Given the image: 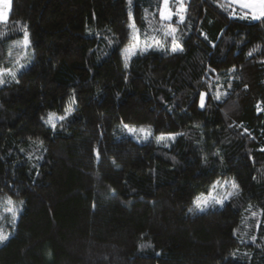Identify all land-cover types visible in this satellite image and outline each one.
Segmentation results:
<instances>
[{"label": "trees", "instance_id": "trees-1", "mask_svg": "<svg viewBox=\"0 0 264 264\" xmlns=\"http://www.w3.org/2000/svg\"><path fill=\"white\" fill-rule=\"evenodd\" d=\"M159 3L10 0L0 67L28 58L0 83V264H264V18L187 0L163 22L172 51ZM125 124L178 136L139 143ZM215 180L236 194L195 210Z\"/></svg>", "mask_w": 264, "mask_h": 264}, {"label": "snow or ice", "instance_id": "snow-or-ice-1", "mask_svg": "<svg viewBox=\"0 0 264 264\" xmlns=\"http://www.w3.org/2000/svg\"><path fill=\"white\" fill-rule=\"evenodd\" d=\"M233 2L239 3L243 8L253 9V17H252L253 19L264 18V0H233ZM186 10L187 9L184 0H160V3L158 5V13L160 20L162 22L161 27L164 29V35L172 37V44H173L172 51L183 50L182 48H180L179 44L177 43V37H176L177 29L173 27L171 23H167L165 25L163 22H170L175 16L178 17L179 22L182 23L184 21V13L186 12ZM8 13H9L8 0H3V11H0V23L6 22ZM129 19L130 20L132 19L131 13L129 15ZM129 26L134 31L135 44L131 48L124 49V52L128 55H132L135 54V49L139 47L140 37L138 34V29L135 28L134 22L131 23ZM22 31H23V38L22 40L17 41L16 45L17 46L22 45L25 49H27L28 47H30L31 41L29 39V33L27 31L26 25L22 26ZM156 43L159 44L158 41ZM149 46L150 45H146V47ZM159 46L163 47L162 44H159ZM144 50H146V48ZM249 55H251V53H249ZM27 58H28V53L25 51L21 55V57L15 61V65H16L15 68L10 69V68L0 67V83L6 82L4 77H11L12 79H16L18 72L27 66L26 63H22L21 61L22 60L26 61ZM125 67H127V56H126ZM206 95H207L206 93H200L201 108L205 107ZM221 96L222 94L218 93L214 97V99L219 101L221 99ZM74 102L75 101L73 99L72 103ZM72 111H73L72 107L69 106L68 108L65 109L64 116H57L55 113H49L47 119L44 122L46 124H49L53 129H55L56 122L58 120H64L67 117V115H69ZM123 126L131 134H135L137 132L142 133L145 139L148 136L152 135L150 128L136 129L130 127L127 124ZM164 138H165L164 134H161V136L157 137V142L159 143ZM168 138L174 139L175 136L169 135ZM229 184H231V190H228ZM218 187L225 189L224 194L222 196L217 197V196H213L211 192L209 193L211 200L214 201L216 204L222 205L224 201L230 199L234 194H236L237 185L234 182L225 181L223 184H221L219 181H217L211 185L212 192H215ZM5 203L9 205L6 211L11 213V217H12L11 223L14 225L17 219V210L12 206V200L10 197L5 200ZM193 203L197 209L203 211L210 203V200L208 198L197 197L193 201ZM189 211H192V209H189ZM253 215H255V213H253ZM7 239H8V235L3 232L2 228H0V242H3Z\"/></svg>", "mask_w": 264, "mask_h": 264}, {"label": "rangeland", "instance_id": "rangeland-1", "mask_svg": "<svg viewBox=\"0 0 264 264\" xmlns=\"http://www.w3.org/2000/svg\"><path fill=\"white\" fill-rule=\"evenodd\" d=\"M185 1H187V0H184V3H185ZM225 1L229 2L232 6H234V7H236V8H239L240 10H243V11L247 12L248 15L250 16V18H251L252 20H254V21L259 20V19H253V18H252V17H253V9H251V8H243V7H241V5H240L239 3H235V2H233V0H225ZM8 3H9V7H10V0H8ZM0 11H3V0H0ZM257 14H258V13H257ZM174 18H176V21H179L178 17H175V16H174L173 19H174ZM130 24H131V23H130ZM133 32H134V31H133V29H132V39H131L132 42H131V44L128 45L127 48H131V47L135 44V38H134L135 34H134ZM20 46H22V45H20ZM22 47H23V46H22ZM137 49H138V50H141V49H142V45H141L140 41H139V47L135 49V52L137 51ZM24 52H25V50H24ZM124 53H125V52H124ZM125 55H126L127 57L131 56V55H128V54H126V53H125ZM130 127H133V128H136V129H140V128H149V127H145V126H132V125H131ZM120 130H121V132H122L124 135L133 138L135 141H137V142H139V143L144 142V141L151 140V141H153L154 143H156V144H158V145H165V146H168V145H169L171 142H173V141L177 138V136H178V134H176V133H175V134H165V135H164L165 138H164L163 140H161V141L158 143V142H157V137H159V136H161V135H154V134L152 133L151 136H148V137L145 139L142 133H139V132H137V133H135V134H131V133H129L128 130H127L126 128H124L123 125H122V127L120 128ZM151 132H152V131H151ZM169 135H174L175 138H174V139H169V138H168ZM217 181H219L221 184H223L226 180H215L213 183H215V182H217ZM213 183H212V184H213ZM228 190H231V184L228 185ZM224 191H225V189H223V188H219V187H218V188L216 189L215 192H212V189H211V187H210V189H209V191H208L207 193H205V194H200V195L197 196V197L208 198V199L210 200V203L208 204V206H207L205 209H207V208H209V207H212V208H219V207H221L222 205H220V204H216L214 201H212V200H211V197L209 196V193L211 192L213 196H217V197H219V196H222V195L224 194ZM197 197H196V198H197ZM193 208H194L195 210H197V211H201V210L197 209V208L195 207V205H194ZM205 209H204V210H205ZM204 210H203V211H204ZM4 231H6L5 234L9 235V232H8V229H7V228H5Z\"/></svg>", "mask_w": 264, "mask_h": 264}]
</instances>
